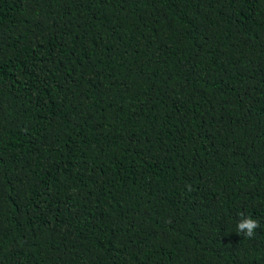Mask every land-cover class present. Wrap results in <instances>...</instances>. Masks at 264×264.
<instances>
[{
	"label": "trees",
	"instance_id": "1",
	"mask_svg": "<svg viewBox=\"0 0 264 264\" xmlns=\"http://www.w3.org/2000/svg\"><path fill=\"white\" fill-rule=\"evenodd\" d=\"M0 264H264V0H0Z\"/></svg>",
	"mask_w": 264,
	"mask_h": 264
},
{
	"label": "clouds",
	"instance_id": "2",
	"mask_svg": "<svg viewBox=\"0 0 264 264\" xmlns=\"http://www.w3.org/2000/svg\"><path fill=\"white\" fill-rule=\"evenodd\" d=\"M259 222L252 217H244L241 214V219L237 224V232L243 234L246 238H253L256 234V229L259 227Z\"/></svg>",
	"mask_w": 264,
	"mask_h": 264
}]
</instances>
